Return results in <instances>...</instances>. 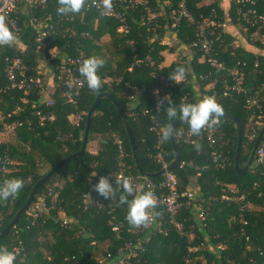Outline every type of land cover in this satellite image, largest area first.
<instances>
[{"label":"trees","instance_id":"1","mask_svg":"<svg viewBox=\"0 0 264 264\" xmlns=\"http://www.w3.org/2000/svg\"><path fill=\"white\" fill-rule=\"evenodd\" d=\"M158 1L149 0V5L156 6L162 0ZM256 2L257 11L264 12V0ZM235 6V0H232L228 16L237 24ZM57 7L58 0H48L44 7L36 9V14L51 13L57 25L62 23L73 31L49 39L47 47L57 48L55 57L49 59L50 64L46 63L50 68L64 55L81 54L84 59L96 56L99 47L92 43L90 37L99 39L103 34H108L110 38L113 57L104 58V64L98 70L102 87L92 91L85 84L74 105L64 102L59 94L60 87L53 95L54 103L51 106L41 103V97L35 90H8L0 93V107L5 113L20 107L5 118L7 121L28 118L33 121L32 127L25 123L16 128L9 142L0 143V155L6 151L12 161L6 172L0 171V184L10 178H22L24 181V187L15 199L0 201V230L23 205L32 185L61 158L80 148L86 113L95 96L99 92L108 91L112 97L101 98L92 111L82 154L59 166L36 189L29 206L0 239V246L9 250L18 248L15 264H96L98 258L108 264H185L186 258L193 264H264V158L261 162H253L244 173L236 172L234 155L237 128L235 121L230 118H217L218 122L214 124L216 142L212 146L204 130H201L199 136L191 134L188 137L187 121L180 122L174 128L173 139L179 161L171 172L177 179L180 191H187L193 179L198 187L195 197H181L185 203L177 219L182 222L185 234L181 235L168 221L165 222L166 234L155 232L150 225L134 228L126 220L127 207L119 203L118 194L107 200L93 190L100 176L114 181L120 169L137 176V180L146 177L153 181L162 179V174L142 176L135 164L137 162L146 174L156 172L162 166L155 157L158 134L149 129L151 116H154L159 128L169 123L166 117L167 100L156 109L153 99L154 87L161 84L159 76L168 78L163 90L175 105L196 103L205 96H213L222 105L223 113L237 117L242 124L240 165H245L253 142L264 124V102L260 109L247 108L242 93L224 95L223 82L229 77L228 68L234 67L238 61L245 73V85L252 89L263 85L264 91V53L258 51L264 49V43L258 40L253 43L244 41V46H231L233 36L230 32H223L221 40L217 39L213 44L215 56L222 63V67L217 68L202 60L200 50L189 48L188 44L194 38V25L182 20L171 39L175 40L176 45L184 43L189 48L188 52H180L178 60L161 65V50L168 48L172 51L174 48L160 43L168 34V20L164 15L161 16L159 28L153 31L140 21V16L144 14L143 8L127 10L129 31L122 34L117 31V23L113 19L103 17L96 11H84V7L81 9L84 12L81 18L77 13H70L72 20L61 21L58 15L64 14H58ZM188 7L195 19L215 7L218 19L223 21L224 13L220 9L219 0H209L207 3L190 0ZM95 18H98V22L92 27L91 22ZM85 32L89 35H85ZM29 36L30 29L25 28L22 39L28 42V48L24 58L31 66L27 73L33 74L39 63V54ZM127 40H132V45ZM45 54L50 56L46 51ZM147 54L155 60L152 65L134 62L136 58H143ZM2 65L0 60V84L5 81ZM178 67H184L186 73L185 79L177 84L171 80V76ZM75 69L78 71V68ZM36 109L52 111L55 118L39 126L36 115L32 113ZM77 112H82L83 118L78 125H74L70 120L71 114ZM126 125L135 138L134 149ZM114 133L122 139V155L114 142ZM251 133L253 136L250 138ZM97 137H100L97 149L90 151V142ZM193 142L200 145L199 151L194 148ZM261 142L264 143V133ZM160 148L163 161L169 163L174 157L171 139L161 140ZM213 150L216 151L215 157ZM228 184H234L240 192H246L247 200L255 207L245 210L240 207L239 201L222 198L224 192L234 195L224 190ZM140 191L147 190L142 188ZM84 192L100 198L106 204V209H84L81 198ZM200 199L204 200V219L198 218L196 212L195 205ZM41 200L45 202L47 210L39 211L36 217H31L27 211L34 202ZM160 208L158 204L155 211L158 212ZM111 215L121 224L118 234L109 224ZM64 216L72 218V221L63 224ZM125 241L132 245L139 241L141 247L136 249L135 255L119 263L118 257L125 252ZM102 246L99 251L101 254L98 255Z\"/></svg>","mask_w":264,"mask_h":264},{"label":"built area","instance_id":"2","mask_svg":"<svg viewBox=\"0 0 264 264\" xmlns=\"http://www.w3.org/2000/svg\"><path fill=\"white\" fill-rule=\"evenodd\" d=\"M48 0H0V16H2L5 22L15 33L17 40L11 45L0 46V60H2V72L4 74L5 81L0 84V93L8 90H22L28 92L35 90L38 96L41 97V103L46 106H51L54 103L53 95L58 87L61 88L59 94L63 97L64 102L68 104H76L80 95L81 89L86 83H82L83 78L79 72L75 69L82 63L84 57L81 54L76 56L64 55L60 61L53 63L52 68H49V78L44 77V71L37 65L34 68L33 74H28V70L31 66L27 64V60L24 58L25 52L28 48V42L24 41L23 34L24 29H30V38L34 43V49L38 52V60L50 64L51 57H55L57 48L56 46L47 47L49 39H53L56 35H64L67 31H72L69 26H63L62 23L57 25L55 19L51 13L36 14V9L44 7ZM158 1V0H157ZM190 0H162L160 4L156 6L149 5V0H111V8H104V0H86L84 11H96L103 17L113 19L117 23V31L122 34H126L129 31V23L127 19V10H133L135 8H143L144 14L140 16V21L147 26L148 29L153 31L157 30L160 26L161 16L164 15L168 20V32L175 35L177 26L182 20H186L188 23L194 25V38L188 44L189 48H196L200 50L202 60H205L209 65L220 68L222 63L216 58V50L213 46L214 41L221 40V34L223 32L228 33L226 29V21H220L218 19V13L215 7H212L207 14H200L198 19H195L194 14L188 7ZM198 3H207L209 0H196ZM159 2V1H158ZM249 2V5H247ZM236 18L240 24L241 36L244 41L255 42L258 40L260 43H264V12H258L256 9V0H235ZM84 13V12H83ZM61 21H70L73 19L71 14L58 15ZM58 20V19H57ZM56 20V21H57ZM251 28V29H250ZM73 32V31H72ZM129 45H132V40H127ZM161 44L171 45V41L164 38L160 41ZM178 49H187L184 43L177 45ZM132 46V50H133ZM45 51L50 54L46 56ZM154 58L147 54L143 58H136L135 63L144 62L152 65ZM257 65V61L254 63ZM159 66V64H158ZM46 72V73H47ZM154 75V73H152ZM1 75V72H0ZM228 75L223 82L224 95L227 93H242L245 96V105L247 108L260 109L264 102V91L262 86L256 87V89L249 88L244 83V70L239 65L238 61L234 67L228 68ZM202 77V75H200ZM161 84H156L153 89V99L155 101L156 109L161 107L160 103L164 97H169L168 93L163 90V86L167 84L168 78L159 76ZM26 101V100H25ZM34 105V103H32ZM19 110L20 107H16L15 110L4 112L0 107V143L9 142V139L15 134L17 127L27 123L28 127H32L33 121L31 119L22 120L16 119L13 121H7L5 118L12 113ZM147 110H144V112ZM37 117V125L44 126L47 121H52L55 118V114L52 111L43 112L42 109H36L32 112ZM82 112L71 114V122L74 125H78L82 120ZM152 124L149 127L150 130L155 131L158 134L157 152L155 157L157 161L162 163L161 167H166L168 163L163 161L162 150L160 148V128L154 116H151ZM202 130L206 131V139L212 146L216 142L215 127L205 126ZM188 137L191 136L190 130L186 132ZM114 142L118 145L119 153L122 155V139L116 133H114ZM253 133L249 135L251 138ZM192 141H195L193 139ZM215 150L212 151L215 157ZM264 158V143L260 142L255 152L254 162H261ZM215 160V158H214ZM12 161L6 151L0 155V171L6 172ZM183 162L181 163V165ZM162 179L153 181L147 177L143 180H137L132 174L124 173L121 169L117 172L116 176L131 177L135 182L136 188L140 191L142 188L151 190L154 196L158 200V204L161 205L159 215L155 217L153 223L150 225L155 232L166 234L167 227L165 222L172 224L176 230L182 235L185 234L183 224L177 219L180 208L184 205V201L181 199L183 196L195 197L194 193L187 191H180L178 189V182L175 175L171 171H165ZM257 186V183H254ZM225 191H230L234 195H229L224 192L222 198L234 199L241 203V208L250 210L254 207V204L247 200L246 192H240L234 185L230 187L226 185ZM82 205L84 209L96 208L97 210H105L106 204L97 197H93L89 192L82 193ZM200 199L198 204L195 205L197 216L200 219H204V209ZM189 203V200L186 202ZM47 210V206L43 200L36 201L32 204L27 213L31 217H36L39 211ZM167 216L166 220L164 216ZM112 216V215H111ZM114 216L109 218V224L111 229L119 233L121 224L116 222ZM72 221L70 217H63L62 223L67 224ZM149 235L145 237L147 240ZM125 252L118 257L117 262L122 263L126 261L130 256L136 254V249L141 247V243L137 241L132 245L129 241L124 242ZM191 249V247L189 248ZM16 253H19L17 247L14 248ZM96 264H108L102 258L96 259ZM185 264H193L189 258H186Z\"/></svg>","mask_w":264,"mask_h":264},{"label":"clouds","instance_id":"3","mask_svg":"<svg viewBox=\"0 0 264 264\" xmlns=\"http://www.w3.org/2000/svg\"><path fill=\"white\" fill-rule=\"evenodd\" d=\"M85 2L86 0H58L56 11L58 14L79 13L85 6ZM111 6V0H104L105 9H110ZM16 40L15 33L4 18L0 16V46L11 45ZM103 64L104 60L102 58L89 56L83 59L78 67V72L83 78L81 82L86 83L92 91H97L102 87L98 70ZM185 73L186 69L184 67H178L172 74L171 80L178 84L185 79ZM165 100L168 104L166 117L169 123H165L160 128V139L162 141H167L174 136L175 131L172 124L178 118L180 121H187L192 135L199 136L205 126L217 123V118L223 113L222 105L213 96H205L196 103H180L179 105H175L169 97L165 96L160 105ZM193 145L199 151L200 145L195 142H193ZM23 187L24 181L22 178L5 180L3 184H0V201H7L9 198L15 199ZM93 190L107 200L118 194L119 203L127 207L126 220L134 228L148 227L159 215L155 211L158 200L153 192L151 190L138 191L131 177L117 176L114 181H110L107 177L100 176L93 185ZM16 256L15 250L0 246V264H15Z\"/></svg>","mask_w":264,"mask_h":264},{"label":"water","instance_id":"4","mask_svg":"<svg viewBox=\"0 0 264 264\" xmlns=\"http://www.w3.org/2000/svg\"><path fill=\"white\" fill-rule=\"evenodd\" d=\"M103 97H109L111 98L112 95L111 93H109L108 91H103V92H99L92 104L90 105L87 113H86V117H85V125H84V130H83V137H82V142H81V146L80 148L75 151L72 152L68 155H66L65 157L61 158L54 166H52L50 169H48L31 187L28 196L25 200V202L23 203V205L15 212V214L13 215V217L4 225V227L0 230V239L15 225L16 221L18 220L20 214L29 206V204L31 203V201L33 200V197L35 195V191L36 189L41 186L53 173L56 172V170L58 169L59 166H61L62 164L68 162L72 157H76L80 154H82V152L85 149L86 146V142H87V134H88V129H89V123H90V115L92 113V111L94 110V108L96 107L97 103L99 102V100ZM219 117H226V118H230L232 120L235 121L236 124V128H237V145H236V150H235V155H234V168L236 170V172L238 174H242L245 171L248 170V168L252 165V163L254 162V157H255V152L256 149L258 148L260 142H261V138H262V134L264 133V124L262 125V127L260 128L254 142L252 145V149L250 151L249 157L247 162L245 163V165L241 166L240 165V151H241V145H242V124L241 122L237 119V117L233 114H229V113H222ZM180 122L179 118L177 119V121H174L172 126L173 128H175ZM126 129H127V133H128V137H129V141L131 144L132 149L135 148V138L129 128L128 125H126ZM171 139V143L173 145V151H174V157L173 159L168 163V165L166 167H161L158 171L153 172V173H143L139 167V164L137 162H135L137 170L139 173L142 174V176H155V175H159V174H163L166 170L167 171H171V169H173L176 164L179 161V153L178 150L176 148V144H175V140L173 139V136L170 138Z\"/></svg>","mask_w":264,"mask_h":264},{"label":"crops","instance_id":"5","mask_svg":"<svg viewBox=\"0 0 264 264\" xmlns=\"http://www.w3.org/2000/svg\"><path fill=\"white\" fill-rule=\"evenodd\" d=\"M232 0H219V5H220V9H222L223 13H224V17H223V20L226 21V29L228 30V33L230 32V34L233 36V39L232 41L230 42L231 46H238V45H242L244 46V39L242 38L241 34L242 32L240 31V29L238 28L237 25H239L238 23L235 24L233 23L228 14H229V8H230V2ZM171 38H174V36L168 32L167 36H166V39L172 41L173 39ZM246 44V43H245ZM172 48H173V52L171 50H169L168 48H164L163 50H161V55H162V61L160 62L161 65H168L170 64L172 61H175L176 57L179 56V53L182 52V53H186L188 52V50L186 49H178L177 48V45L176 44H173L172 42ZM248 46V45H246ZM259 52L261 53H264V49H258ZM177 54V55H176ZM111 57H113L112 55H110ZM175 58V59H174ZM38 66L40 67L41 70L44 71V77L49 78V72H47L49 70V66L43 62V61H39L38 63ZM47 72V73H46ZM106 79H109V77H107ZM206 87H209V85H206ZM100 137H97V139H94L90 142V145L88 147V149L90 151H95L97 149V146H98V141ZM230 187H233L234 184H228ZM197 185H195L194 183V179L192 181V185L189 186V190L190 192L194 193V194H197ZM255 207V206H254Z\"/></svg>","mask_w":264,"mask_h":264},{"label":"rangeland","instance_id":"6","mask_svg":"<svg viewBox=\"0 0 264 264\" xmlns=\"http://www.w3.org/2000/svg\"><path fill=\"white\" fill-rule=\"evenodd\" d=\"M79 17L81 18L83 16V13L82 11H80L79 13ZM97 22H98V18H95L92 20L91 22V26L92 27H95L97 25ZM239 24V23H238ZM238 28L240 29V24L237 25ZM241 31V29H240ZM85 35H89L87 32H85ZM90 39L92 40V43L95 45V46H98L99 47V51L96 55V57H99V58H110L111 56V46H110V38L108 36V34H103L102 36H100L99 39H95L93 37H90ZM173 44H176L175 43V40H172ZM94 51V50H93ZM173 52V51H172ZM177 55V54H176ZM175 59V58H174ZM179 57L177 56L175 60H178ZM253 124H256V123H253ZM252 123H250V125H253ZM249 125V124H248ZM258 125V124H257ZM103 248V246L100 248V250H98V255L101 254V249Z\"/></svg>","mask_w":264,"mask_h":264}]
</instances>
